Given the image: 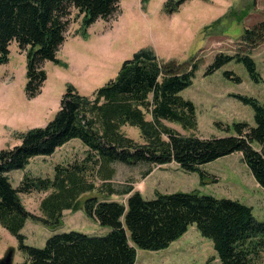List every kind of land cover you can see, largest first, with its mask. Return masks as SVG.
<instances>
[{"label": "trees", "instance_id": "trees-1", "mask_svg": "<svg viewBox=\"0 0 264 264\" xmlns=\"http://www.w3.org/2000/svg\"><path fill=\"white\" fill-rule=\"evenodd\" d=\"M166 2L175 12L181 2ZM120 0H0V64L8 62L9 44L27 49L25 95L39 94L47 79L42 62H61L56 57L65 42L70 9L83 14L81 25L88 28L95 20L107 19L117 11ZM171 5L168 9V6ZM264 40V20L243 31L240 41L249 48ZM237 60L248 70L249 78L261 81L254 58L247 51L215 54L205 68L213 74L229 61ZM198 60L188 66L162 62L150 49L134 52L121 65L118 76L83 95L72 85L61 95L55 117L44 126L20 135L21 143L0 150V225L19 242L24 253L20 264H134L137 248L161 250L184 235L195 224L211 239L217 255L205 264H264V221L252 215V207L240 201L203 195L196 191L156 192L144 198L133 186L120 192L113 187L114 164L146 165L144 175L155 166L175 163L181 169L198 172L203 182L208 173L202 166L219 157L240 152L258 185L264 188V103L252 96L236 95L253 108L254 125L235 122L222 130L232 134L200 137L184 135L167 123H178L187 130L197 128L193 102L180 92L189 87ZM224 76L240 82L233 71ZM149 116L148 118L146 116ZM138 127L142 142L129 137L124 125ZM218 127L221 126L218 124ZM86 147L81 159L54 167V178L25 174L14 187L8 172L26 168L30 159L51 155L74 138ZM101 181L97 185V181ZM47 192L41 200L40 220L55 226L66 209L79 208L83 193L95 191L111 196L127 194V202L98 198L84 200L82 209L99 225L109 227L104 235H88L69 230L51 235L42 247L24 244L21 233L32 215L24 208L20 193Z\"/></svg>", "mask_w": 264, "mask_h": 264}, {"label": "rangeland", "instance_id": "rangeland-1", "mask_svg": "<svg viewBox=\"0 0 264 264\" xmlns=\"http://www.w3.org/2000/svg\"><path fill=\"white\" fill-rule=\"evenodd\" d=\"M168 1L120 0L113 15L95 20L88 28L81 25L83 14L71 8L64 33L65 42L59 46L56 55L61 63L58 65L48 59L42 62L47 79L40 88L41 92L33 98L26 97L24 90L28 48L20 49L18 43L12 41L8 47V62L0 64V150L18 145L21 134L44 126L55 117L67 85L74 86L80 94L91 95L98 87L118 76L124 60L146 48L166 63L173 61L186 67L192 60H198L191 85L180 92L195 106L197 128L187 131L175 122L167 123L169 127L184 135L211 137L232 134L222 129L236 121L253 126V108L240 102L236 95H249L264 103V40L249 48L240 38L245 27L250 28L264 20V0H181L172 13L165 7ZM177 1L180 0H173L172 4ZM221 51L227 54L247 51L254 58L261 81L253 82L245 66L235 59L221 65L215 73L205 75L206 66ZM226 71L235 72L241 81L228 79L224 76ZM122 130L142 142L138 127L125 124ZM85 153V145L75 137L51 155L39 154L31 158L26 168L9 171L10 182L16 187L25 174L52 178L57 164L81 159ZM114 167L116 171L111 182L119 192L133 186L132 191L152 199L156 192L194 190L203 195L240 201L252 207L254 218L264 221V188L254 180L251 169L245 165L238 151L204 164L202 169L208 176L203 182L198 172L185 171L174 162L155 166L148 175L143 173L146 165L128 166L117 162ZM100 182L98 180L97 185ZM46 194L41 191L19 194L24 208L32 215L21 230L26 245L42 247L51 235L69 230L104 235L109 232V227L89 218L82 209V203L92 195L125 203L128 195L118 192L111 196L95 191L83 193L78 209L64 210L60 222L48 226L40 220L43 216L41 200ZM19 242L0 225V259L11 250L12 264H20L24 253ZM136 248L134 264H205L210 257H217L211 239L202 235L195 224L190 225L184 235L168 248Z\"/></svg>", "mask_w": 264, "mask_h": 264}, {"label": "water", "instance_id": "water-1", "mask_svg": "<svg viewBox=\"0 0 264 264\" xmlns=\"http://www.w3.org/2000/svg\"><path fill=\"white\" fill-rule=\"evenodd\" d=\"M12 251L9 250L5 256L0 259V264H12Z\"/></svg>", "mask_w": 264, "mask_h": 264}]
</instances>
